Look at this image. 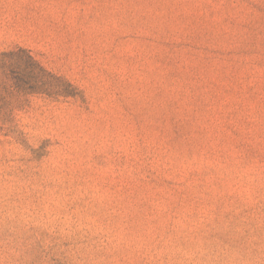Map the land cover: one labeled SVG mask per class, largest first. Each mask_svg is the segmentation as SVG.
Returning <instances> with one entry per match:
<instances>
[{
  "label": "rangeland",
  "instance_id": "rangeland-1",
  "mask_svg": "<svg viewBox=\"0 0 264 264\" xmlns=\"http://www.w3.org/2000/svg\"><path fill=\"white\" fill-rule=\"evenodd\" d=\"M10 52L0 264H264V0H0Z\"/></svg>",
  "mask_w": 264,
  "mask_h": 264
},
{
  "label": "trees",
  "instance_id": "trees-1",
  "mask_svg": "<svg viewBox=\"0 0 264 264\" xmlns=\"http://www.w3.org/2000/svg\"><path fill=\"white\" fill-rule=\"evenodd\" d=\"M18 56L13 53V52H10V53H3V54H0V68H11L15 65L18 64ZM27 62L33 67V70H34V62L30 59V57L27 58ZM12 72V71H10ZM20 82V80H19ZM22 82V81H21Z\"/></svg>",
  "mask_w": 264,
  "mask_h": 264
}]
</instances>
